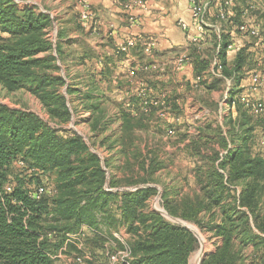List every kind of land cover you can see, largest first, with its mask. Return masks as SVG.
<instances>
[{
    "label": "trees",
    "instance_id": "16d2710c",
    "mask_svg": "<svg viewBox=\"0 0 264 264\" xmlns=\"http://www.w3.org/2000/svg\"><path fill=\"white\" fill-rule=\"evenodd\" d=\"M53 21L36 6L21 8L15 0H0V86L8 93L27 89L50 121L64 126L75 113L62 90L66 88L70 96L75 90L57 65L64 59L60 44L57 56L51 53L47 30ZM76 27L83 30L78 22ZM248 48L238 52L237 71L252 63L245 53ZM111 75L109 69L102 71L99 83L95 77L92 81L97 93L79 95L92 111L97 140L108 128L102 105ZM132 100L142 102L139 96ZM237 108V120L230 114L225 124L237 147L221 155L228 148L222 128H200V134L208 130L214 137L205 144L193 140L188 146L196 162L193 172L198 190L194 196L177 191L162 195L169 216L219 239L202 264H264V151L254 153L258 132L264 133V118L255 119L240 103ZM121 114L117 139L103 137L89 145L82 136L53 128L34 113L0 103V264H55L54 257L64 248L70 256L82 255L84 248L102 251L105 257L127 253L132 264H189L199 245L196 235L149 210V202L159 192L153 184H158L154 177L160 165L150 153L130 152L135 131L149 125L143 117ZM107 144V149L122 147L130 169L134 165L129 157L134 158L137 174L130 170L129 177H109L113 158L102 159L92 148ZM40 187L45 193L37 198L34 193ZM124 187L132 189L109 190ZM83 226L95 230L93 235L70 240L69 235ZM122 226L128 235L126 244L111 232ZM89 263L93 264L92 259Z\"/></svg>",
    "mask_w": 264,
    "mask_h": 264
},
{
    "label": "crops",
    "instance_id": "0c3cea01",
    "mask_svg": "<svg viewBox=\"0 0 264 264\" xmlns=\"http://www.w3.org/2000/svg\"><path fill=\"white\" fill-rule=\"evenodd\" d=\"M143 1L145 7H134L127 10L124 7V0H88L94 11V16L88 23L81 20L82 8L79 4L76 8L66 11L63 19L57 20L59 23L58 44H60L64 54L63 61H59V63L68 69L69 74L70 69L77 71L73 80L67 81V84L75 90V93L71 95L74 113L80 116L75 111V105H82L86 110L84 117L87 119V123L92 124V111L86 109L87 102L81 100L79 95L87 92L97 93V85L92 81L95 77L99 83V74L106 69H109L112 75L110 88L105 89L108 86L104 85L106 100L102 108L108 122L105 137H111L113 140L121 135V113L123 111L130 113L136 119L143 117V121L149 125L148 128L152 125H157L161 130L170 128L173 127L171 126L173 124L179 123L181 125V122H184L181 121L180 115L187 114V105L192 101L190 95L193 92L204 90L215 95L216 91L223 92L222 85H226L227 90L224 98L227 101L228 113L224 116L223 123L213 121L201 123L194 131H191L189 127L188 130L184 131L185 137L181 142L191 145L193 140L201 139L202 144H205L214 137V134L208 130L200 134L199 129L204 130L207 126L212 127V129L220 127L224 131L223 137L228 141V148L222 150L221 155H227L237 147V143H231L234 137L227 133L226 118L231 114L234 121L237 120L238 112L235 101L246 92L250 82V73L255 69H264V61H262L264 48L257 47L256 41L252 38L235 34L236 50L228 51L226 48L230 41V33L235 30L238 23L245 19L243 14L248 7V1H237L229 23H219L215 20L217 6L214 5L209 11V22L212 27L206 28L200 35H198L192 19L189 0ZM260 1H262L261 8L253 12L252 15L264 26V0ZM24 3L38 6L34 1ZM78 16L79 20L77 19ZM179 20H184L189 25V33L180 28ZM77 22L83 30L76 27ZM189 35L191 37L200 36V46L190 43ZM131 39L136 41V45L130 49L128 54L119 53V45ZM150 39L155 41L156 49L152 54H147L144 51V43ZM245 47H249L245 53L252 57V63L237 71L235 63L239 56L238 52ZM73 48H75V54L71 55ZM179 56L189 57L190 60L180 69H175V60ZM249 60L247 63L251 61ZM216 62L223 67L221 71L215 66ZM72 64L74 65L72 66ZM199 76L202 77L200 83L197 82ZM65 79L67 80V78ZM142 84L146 87L148 100L161 102L164 100L162 106L149 105L145 109L143 99L139 103L132 100L133 97L138 96L137 92ZM261 94L264 97V90L260 92L259 96ZM109 103H112L111 108H109ZM151 106L152 108H150ZM251 115L255 119L257 116L264 118V114ZM263 139L264 135L256 142L254 153H258L259 149V152L264 151ZM85 141L87 142V140ZM105 149L107 151L106 157H101L102 159H111L115 156L122 157L123 149L121 146H117L115 149ZM204 152L206 151L204 150ZM114 168L112 161L111 167L107 169L108 176L120 178ZM127 189L124 187L109 190L122 191ZM240 191L241 187H238V193ZM80 230L85 232L83 238L92 236L95 232L88 226H83ZM103 230L106 231L104 227ZM79 232L70 234V240H77L80 237ZM111 232L121 243L126 244V238H128L126 227L122 226L118 231L111 230ZM66 251L64 248L56 255L55 264H72L64 257L73 259L72 256L77 255L70 256ZM120 253L122 252H118V254Z\"/></svg>",
    "mask_w": 264,
    "mask_h": 264
},
{
    "label": "rangeland",
    "instance_id": "374dc122",
    "mask_svg": "<svg viewBox=\"0 0 264 264\" xmlns=\"http://www.w3.org/2000/svg\"><path fill=\"white\" fill-rule=\"evenodd\" d=\"M16 3L20 5L21 8H24L26 1H34L38 4V8L40 11L48 13L53 16L54 24H52L47 30V38L52 43L53 50L52 54L57 56L56 47L58 45L59 36H58V22L57 20L63 19L66 15V11L72 10V8H76L78 5L77 0H15ZM29 5V4H27ZM31 5V4H30ZM70 6V8H68ZM79 20V16L77 17ZM75 54V48L71 50V55ZM70 55V56H71ZM264 58V56H262ZM74 59V58H73ZM74 61V60H73ZM264 61V59L262 60ZM57 65L60 66V74L67 78V81L70 82L73 80L75 75L77 74L76 69H70V74L68 69L62 64L57 62ZM74 64H72L73 66ZM199 90V89H197ZM221 91H216L215 95L212 92L195 91L193 92L191 97V103L187 105V114L180 115L184 122H181V125L173 124L176 129V133L174 136L169 137L166 135V130L168 128H163L162 130L158 128L157 125H152L150 128L146 130H136L135 136L133 139L132 146L130 148V152L139 151L142 154H151L155 163L160 165V170L156 173L154 179L158 182V184H153L159 190L158 194L149 202V210L156 211L161 213L165 218L169 221L179 224L184 227L187 225L198 233L199 245L197 249L191 254L189 258V264H202L203 259L213 251H215L217 245L219 244V239L212 237V234L200 229L197 225L193 223H188L184 221H177V219L172 218L167 214L162 205V195L166 193H174L177 191L181 195L184 193L195 195L194 193L198 190L195 186V175L193 169L195 167V159L189 155L187 151V147L189 144H183L181 142V135L184 131L188 130L190 127L191 131H194L199 127L201 123L208 122H220L223 123L224 116L227 112V104L224 98V94L227 90L226 85H222ZM62 92L68 98L69 106L73 109L71 103V96L67 94L66 88H63ZM218 92V93H217ZM260 93L256 96L258 99H264V97L259 96ZM0 103L9 106L12 109H18L22 111H27L38 115L42 120L48 123L53 128H63L65 130L72 131L80 136H84L89 145L96 142L98 143L105 137V133L100 136V140L95 139L97 132L93 129L92 124L87 123V119L84 117L85 108L82 105H75V111L80 114L75 117L73 121L67 125L59 126L55 123L51 122L47 112L44 110L40 101L33 96L27 89H23L17 92L8 93L2 86H0ZM238 102L236 107L238 106ZM109 108H111L112 103H109ZM238 110V108H237ZM206 112V113H205ZM180 114V113H178ZM263 117V116H261ZM260 116L256 118L258 120L263 119ZM264 135L263 130L260 129L258 132V138H262ZM83 137V138H84ZM259 139V140H260ZM129 143V141L127 140ZM109 146L107 144L105 147L98 146L92 148L96 150L101 157H106V149ZM190 146V145H189ZM115 149V148H114ZM113 149V150H114ZM260 149L258 150V152ZM121 158L118 156L111 157L113 159V165L115 166L116 173L118 177L124 178L129 177L131 174L130 170H133L136 174L138 172V167L135 165V159L130 158V163H133V169L127 167V163L129 160L127 157H124V154H121ZM128 188V187H126ZM132 189V188H128ZM165 212L167 215H164ZM174 219V220H173ZM82 248V245L80 246ZM250 253V251L248 252ZM102 251H96L93 253L90 250H85L84 253L79 256L73 255V259L64 258L71 261L72 264H88L89 261H93V264H123L124 260H127V257L120 256L118 260L112 259L115 254L109 255L108 257L102 255ZM80 259V261H78ZM89 260V261H88ZM64 264V263H62ZM90 264V263H89ZM92 264V263H91ZM243 264V262L241 263ZM247 264V263H245Z\"/></svg>",
    "mask_w": 264,
    "mask_h": 264
},
{
    "label": "built area",
    "instance_id": "2783aa9c",
    "mask_svg": "<svg viewBox=\"0 0 264 264\" xmlns=\"http://www.w3.org/2000/svg\"><path fill=\"white\" fill-rule=\"evenodd\" d=\"M78 4L82 8L81 12V20L84 23H88L94 16V11L88 0H77ZM238 0H189L192 19L195 23V27L198 31V35L202 34L206 28L212 27V24L209 22V11L214 7L217 6V12L215 13V20L219 23H229L231 22V14L236 7V3ZM248 7L244 11V20L238 25H236L235 30L230 33V41L227 45L228 51H235L236 50V43L234 40L235 34H240L242 36L250 37L256 41L257 47L264 48V29L263 24L258 19L254 18L252 15L253 12L259 10L262 6V1L260 0H247ZM124 7L127 10H131L134 7H145L143 0H124ZM135 22L134 19H132ZM178 25L180 28L189 33V25L184 20H179ZM188 36L190 43L200 46L201 38L200 36ZM136 45L135 40H128L125 43H122L118 47V52L121 54H128L130 49H132ZM156 49V43L154 40H148L144 43V51L147 54H152ZM189 57L186 56H179L175 60V69H180L184 64L189 62ZM215 66L219 71L223 69V67L219 63H215ZM157 68V67H154ZM202 81V77L199 76L197 78V82L200 83ZM145 85L142 84L140 90H138L137 95L143 99V107L147 109L149 105L159 107L162 106L161 101H150L146 97V89ZM264 90V69H255L250 73V82L247 87V90L244 94L238 97L237 101L243 105L246 109H248L251 113L256 115L264 114V100L258 99L256 96ZM167 135L172 137L175 135V128L170 127L167 129ZM262 145L264 146V139L262 140ZM10 190V189H8ZM45 193V188L40 187L34 193L37 198ZM80 236H84L85 232L80 230L78 233ZM71 236V235H70ZM126 257L128 256L127 253H120L114 255L112 259L118 260L120 256ZM56 258V257H54ZM80 261V259H78ZM123 264H132L131 261H124Z\"/></svg>",
    "mask_w": 264,
    "mask_h": 264
},
{
    "label": "water",
    "instance_id": "95a60500",
    "mask_svg": "<svg viewBox=\"0 0 264 264\" xmlns=\"http://www.w3.org/2000/svg\"><path fill=\"white\" fill-rule=\"evenodd\" d=\"M164 213V215H167L165 212H163ZM174 220V219H173ZM177 221H179V220H177ZM184 227L186 228V229H188L189 231H191L194 235H196L197 237H198V233L196 232V230H194L193 228H191V227H189V226H187V225H184Z\"/></svg>",
    "mask_w": 264,
    "mask_h": 264
}]
</instances>
